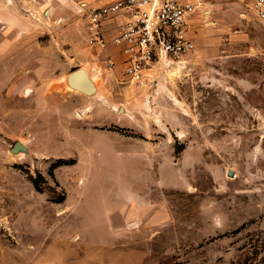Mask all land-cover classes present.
I'll list each match as a JSON object with an SVG mask.
<instances>
[{
	"label": "rangeland",
	"instance_id": "rangeland-1",
	"mask_svg": "<svg viewBox=\"0 0 264 264\" xmlns=\"http://www.w3.org/2000/svg\"><path fill=\"white\" fill-rule=\"evenodd\" d=\"M243 2L197 1L194 49L140 85L92 60L94 5L0 0V264H264V19ZM78 67L96 93L67 86Z\"/></svg>",
	"mask_w": 264,
	"mask_h": 264
},
{
	"label": "built area",
	"instance_id": "built-area-1",
	"mask_svg": "<svg viewBox=\"0 0 264 264\" xmlns=\"http://www.w3.org/2000/svg\"><path fill=\"white\" fill-rule=\"evenodd\" d=\"M264 19V0H249ZM197 4L184 0H107L84 9L85 44L92 60L143 85L154 66L189 54L195 47L190 19ZM119 56V58H118Z\"/></svg>",
	"mask_w": 264,
	"mask_h": 264
},
{
	"label": "crops",
	"instance_id": "crops-1",
	"mask_svg": "<svg viewBox=\"0 0 264 264\" xmlns=\"http://www.w3.org/2000/svg\"><path fill=\"white\" fill-rule=\"evenodd\" d=\"M56 1H59V0H56ZM83 1H85L88 5H94L95 6V5L102 4V3L106 2L107 0H83ZM184 1H192V2L198 1V2H200V4L204 8H208L209 12L212 14H215L213 16L215 18L217 17L218 19L223 18L222 14H233V13L239 12L242 9L241 7H243V5H244L243 1H245V2L247 1L250 5L249 0H184ZM250 10H251V8H250ZM191 20H192V16H191L190 21ZM193 36H194V33H193ZM118 58H119V56H118Z\"/></svg>",
	"mask_w": 264,
	"mask_h": 264
},
{
	"label": "water",
	"instance_id": "water-1",
	"mask_svg": "<svg viewBox=\"0 0 264 264\" xmlns=\"http://www.w3.org/2000/svg\"><path fill=\"white\" fill-rule=\"evenodd\" d=\"M66 83L72 88L88 95H92L97 91V85H94L88 73L82 68L73 69L66 75ZM26 150L21 142L16 141L13 144L12 151ZM232 173L230 172L229 175Z\"/></svg>",
	"mask_w": 264,
	"mask_h": 264
},
{
	"label": "bare ground",
	"instance_id": "bare-ground-1",
	"mask_svg": "<svg viewBox=\"0 0 264 264\" xmlns=\"http://www.w3.org/2000/svg\"><path fill=\"white\" fill-rule=\"evenodd\" d=\"M180 65H181V61L180 62H178L177 63V67H175V70L177 71L178 69H179V67H180ZM86 72H87V70L85 69V68H83ZM173 71V70H172ZM175 72V71H174ZM88 73V72H87ZM88 75L90 76V78H91V80L93 81V83H94V85H96V75L95 74H89L88 73ZM65 81H66V77H65ZM67 84V83H66ZM67 86H69L68 84H67ZM70 88H72L71 86H69ZM68 88V87H67ZM69 89V88H68ZM72 89H74V88H72ZM74 90H76V89H74Z\"/></svg>",
	"mask_w": 264,
	"mask_h": 264
}]
</instances>
